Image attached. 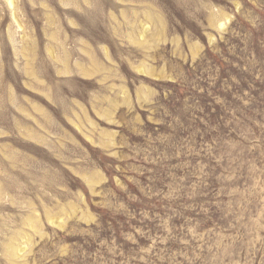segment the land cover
Returning <instances> with one entry per match:
<instances>
[{
  "label": "rangeland",
  "instance_id": "374dc122",
  "mask_svg": "<svg viewBox=\"0 0 264 264\" xmlns=\"http://www.w3.org/2000/svg\"><path fill=\"white\" fill-rule=\"evenodd\" d=\"M12 2L0 264H264V0Z\"/></svg>",
  "mask_w": 264,
  "mask_h": 264
},
{
  "label": "bare ground",
  "instance_id": "6f19581e",
  "mask_svg": "<svg viewBox=\"0 0 264 264\" xmlns=\"http://www.w3.org/2000/svg\"><path fill=\"white\" fill-rule=\"evenodd\" d=\"M8 3H9V5H13V2H12V0H8ZM16 11V10H15ZM13 14H14V12H13ZM16 14V13H15ZM15 18H16V16H15ZM16 20V19H15ZM221 27H224V25H225V23L224 22H221L220 24H219ZM11 38V37H10ZM13 247H15V246H13ZM24 250H26V247H22V249L21 248H18V246L17 247H15V248H13L12 249V251L10 250L8 253H10V254H12V252H13V254L16 252V254L17 253H19V252H22V251H24ZM15 254V255H16ZM14 256V255H13Z\"/></svg>",
  "mask_w": 264,
  "mask_h": 264
}]
</instances>
